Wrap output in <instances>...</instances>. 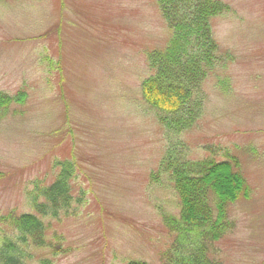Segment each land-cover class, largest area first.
<instances>
[{"label": "rangeland", "instance_id": "obj_1", "mask_svg": "<svg viewBox=\"0 0 264 264\" xmlns=\"http://www.w3.org/2000/svg\"><path fill=\"white\" fill-rule=\"evenodd\" d=\"M218 1L231 9L212 20L204 110L172 133L142 95L147 55L171 35L158 0H0V91L27 93L0 119V218L34 212L28 190L74 167L73 208L45 219L31 264H168L164 217L180 204L169 175H152L172 140L193 161L238 159L250 194L213 250L264 264V0Z\"/></svg>", "mask_w": 264, "mask_h": 264}, {"label": "trees", "instance_id": "obj_2", "mask_svg": "<svg viewBox=\"0 0 264 264\" xmlns=\"http://www.w3.org/2000/svg\"><path fill=\"white\" fill-rule=\"evenodd\" d=\"M158 4L171 35L163 49L147 55L154 73L143 81L142 95L160 112L161 124L172 133H180L192 127L204 110L203 83L219 58L212 20L231 8L218 0H158ZM26 100L23 90L14 95L0 91V119ZM162 173L173 181L180 204L177 218L164 217L168 230L175 233L172 251L166 253L171 257L168 264H174L173 256L180 264H222L213 247L234 227L231 208L250 194L238 159L193 161L182 155L172 140L159 172L152 176ZM73 176L72 164L62 162L52 183H35L28 190L34 212H10L0 218V264H31L34 250L48 246L45 219L70 214ZM41 263L47 261L42 259Z\"/></svg>", "mask_w": 264, "mask_h": 264}]
</instances>
